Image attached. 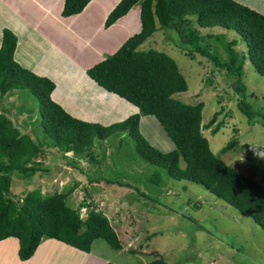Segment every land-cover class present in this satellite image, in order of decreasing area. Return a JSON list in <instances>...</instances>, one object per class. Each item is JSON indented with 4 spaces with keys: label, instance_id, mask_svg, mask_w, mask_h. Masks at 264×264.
<instances>
[{
    "label": "trees",
    "instance_id": "obj_1",
    "mask_svg": "<svg viewBox=\"0 0 264 264\" xmlns=\"http://www.w3.org/2000/svg\"><path fill=\"white\" fill-rule=\"evenodd\" d=\"M90 1L66 0L62 14H78ZM135 5L141 10V30L114 54L87 70L100 87L139 109L138 113L110 125L86 121L68 112L53 97L55 81L21 65L15 59L17 36L9 28L3 30L0 92L27 91L37 99L40 127L48 140L22 132L13 119L0 111V240L18 238L19 256L24 261L33 256L44 238H56L86 252L91 251L97 239H104L115 250L123 248L109 217L95 208L93 201L82 202L81 206L90 207L84 219L81 206L69 205V191L50 195L35 189L28 191L23 199L11 194L14 173L29 179L51 169L37 160L44 147L94 157L92 151L98 140L119 133L138 138L136 150L145 162L155 166L153 176L158 180L163 173L171 179L203 184L264 230V184L214 153L203 132L205 127L210 128L203 123L205 104H190L178 97L188 90L189 84L177 61L165 51L141 48L155 33L164 30L171 33V39H180L178 45L192 58L196 51L211 58L224 79L230 82L237 106L248 123L264 125V114L249 102L250 95L242 79L248 58L264 76V14L236 0H120L108 15L105 27L109 28ZM200 28L225 31L202 33ZM228 32H234L232 39L227 38ZM240 42L247 43L248 54L245 49L236 50ZM218 48L225 50L227 58L222 57ZM143 115H154L160 120L176 144L175 149L161 151L143 136L140 132ZM218 115L215 113L209 123H214ZM218 128L219 124L212 130L217 132ZM236 145L238 141L233 139L222 152ZM148 264L168 263L156 258Z\"/></svg>",
    "mask_w": 264,
    "mask_h": 264
},
{
    "label": "rangeland",
    "instance_id": "obj_2",
    "mask_svg": "<svg viewBox=\"0 0 264 264\" xmlns=\"http://www.w3.org/2000/svg\"><path fill=\"white\" fill-rule=\"evenodd\" d=\"M7 1L9 9L20 6L18 2L22 3L24 24L37 26L46 18H42L41 21L35 18L34 11L38 8L32 0ZM5 12L8 11L0 13V24L2 22L10 28V25L5 23L8 16ZM119 21L128 25L134 22L135 25L127 32H130V35L138 33L142 27L139 5H135ZM88 25L91 29L92 22L82 27L88 29ZM44 27L45 30H50L51 36L64 42L63 48L66 47V52H62L44 44L40 50L46 53L40 57L37 54L36 57V60L39 57L40 64L43 63L39 65L43 66V72L51 76L47 77L55 78L57 90L53 97L56 101L70 113L73 112L81 118L82 111L88 110L89 119L101 124L124 118L135 111V107L130 103L118 99L97 83L92 82L89 86L91 83L87 81L89 75L84 74L85 72L80 70L74 63L75 60L71 58L77 52L75 57L80 59L81 46H84V43L72 35L70 38L64 27L52 26L51 29L47 25ZM117 28L107 31L113 33L112 36L115 37L118 34V31L114 33ZM200 29L202 33L225 31L221 28ZM233 33L228 32L227 38L232 39ZM101 35H104V32ZM2 36L3 31H0V41ZM169 36L171 33L160 30L141 48L165 51L177 61L189 84L188 90L180 93L178 97L190 104L199 102L205 104L203 123L209 124L210 128L205 127L203 132L209 139L214 153L221 155L229 164L252 179L264 184V159L254 157L251 149L256 147L264 151V125L248 123L246 115L237 106V96L230 82L224 79L211 58L199 51H196L195 58H192L181 45H178L180 39H171ZM24 38L28 41L36 39L31 33L26 34ZM21 40L23 41L22 37ZM98 47L99 53L92 52L93 58L101 59L99 56L104 55L105 50L100 43ZM30 48L38 49L35 44L27 46V50ZM235 48L239 51L245 49L248 54L245 42H240ZM24 49L22 50L19 44L20 54L27 59L30 52ZM218 50L222 52L223 58H227L223 48ZM242 79L250 95L249 102L254 109L264 114V76L257 71L250 58L246 60ZM80 85L83 89L79 87ZM74 86L81 89L76 94L72 91ZM87 96H91V99L86 100ZM76 99L88 104H92V99H96L94 105L97 104V107L92 106L96 110L87 105L85 109L79 107L78 112L73 109L71 112L72 102L75 104ZM0 111L13 119L22 132L29 133L33 138H37V135L44 136L40 127L38 101L27 91H1ZM215 113H219L217 119L214 123H209ZM218 124L219 130L214 132L212 129ZM140 132L161 151L168 152L176 148V144L154 115L141 116ZM233 139H237L238 145L227 152H222ZM41 140L48 141L44 137ZM137 141L138 138L132 137L130 133H119L111 138L98 140L92 151L94 157L44 147L43 154L37 160L42 161L44 167L48 166L51 169L48 172H38L29 179L14 173L11 194L19 195L23 199L28 191L35 189L50 195L60 191H73L68 198V200L72 198V201L68 203L77 208L85 199L86 202L93 201L87 198L89 192L95 197L93 202L97 209L102 207V200L99 198L101 195L107 200V206L100 210L112 221L124 247L115 250L105 240L97 239L92 249L99 255L109 257L114 263L147 264L156 258H163L168 264H264V230L259 224L216 196L203 184L171 179L163 173L158 180L153 176L152 168L155 166L145 162L136 150ZM182 164L184 165V162ZM89 208L80 207L84 219L89 215ZM57 259L65 262L63 258Z\"/></svg>",
    "mask_w": 264,
    "mask_h": 264
},
{
    "label": "crops",
    "instance_id": "obj_3",
    "mask_svg": "<svg viewBox=\"0 0 264 264\" xmlns=\"http://www.w3.org/2000/svg\"><path fill=\"white\" fill-rule=\"evenodd\" d=\"M32 1L36 4L38 8L34 11L35 18L41 21L42 18L46 17L42 21L41 24L39 23L37 26H34V24H31V25L24 24V21H25L23 19L24 15H22L21 13L22 3L18 2L20 6L9 9V6H8L9 2L7 0H0V13L3 11H8V12H5L8 14L7 18H5L4 16L3 17L6 19L5 23L10 25V28H9V27H6L5 24L1 22L0 31L2 32L4 28H9L15 33V35L18 38L17 48L15 51V59L21 65L31 69L32 71H34L35 73L39 75L51 77L50 75H47L46 73L43 72V66H39V65H43V63L40 64L39 57L42 56V54L46 53V51L40 50V48H42L41 46H43L44 44H47L50 47L52 46L54 49L60 50L62 52H66V47L65 48L62 47L64 45L63 44L64 42L51 36L50 30H45L46 27H44V25H47L50 29L52 28V26H55V27L58 26L59 28L64 27L65 31H67L70 38H72L71 37L72 35L74 36L73 38H76L78 41L84 43L83 44L84 46H81V56H80L81 60L75 57V55L77 54L76 51H75L76 54L72 56L71 58L75 60L74 63L79 67L80 70L84 71L85 72L84 74L86 75H87L86 70L89 67L94 66L99 61L105 59L107 56L111 55L112 52H116L120 48V46L124 43L125 39L133 35V34L130 35V32H127V30L132 29L130 27L135 25V23L133 22L129 25L126 23L122 24L119 21L121 18L117 22H115L113 25H111L109 28L105 27V21L108 15L115 8V6L120 2V0H92L81 13L71 15V16H64L62 14L65 0H32ZM236 1L264 14V0H236ZM135 14H137V11H135ZM34 16H33V20H34ZM140 16H141V10H140ZM91 22H92L91 29L89 28L90 25H88V29H84L82 27L83 25L91 24ZM30 28L31 30L29 31ZM113 28H117L116 31H114V33L118 31V34L115 37L112 36L113 33H108V31L113 30ZM102 32H104V35H101ZM30 33L32 34L33 37H36L35 40L33 39L31 41H28L27 38H24L26 34H30ZM21 37L23 38V41L21 40ZM99 43L103 46V50H105L104 52L105 54L99 56L101 57V59L93 58L94 55L92 52L99 53L98 51ZM19 44L22 50L26 46V49L24 50L30 52V55L27 59L23 57L22 53L20 54V51L18 50ZM31 44H35V46H37L38 49L34 48L33 50H31L30 48V50H27V46H30ZM1 45H2V40L0 41V47ZM37 54H39V57L36 60ZM59 69H60V66H59ZM89 77L90 76L87 77V81L91 82L89 85L91 86L92 82H95V81L91 77L90 78L93 81L90 80ZM54 79L55 78H53V80ZM56 88L54 90L55 92L57 90ZM55 92H53V95ZM73 104L74 103L72 102V105ZM134 112L135 113L139 112V109L135 107ZM73 116L78 117L76 115H73ZM80 119H83V118H80ZM83 120L96 122V121L87 120V119H83ZM123 120L124 119L122 118V120L120 119L118 121L110 122L108 124H104V123L103 124L110 125L112 123L123 121ZM95 196H97V193L95 194ZM87 198H90L91 200L95 201L94 195H92L91 193L89 194V192H88ZM99 198L100 200H102L101 202L102 207L99 208L98 206V208L104 210L107 206L106 204L107 200L104 199L101 195H99ZM103 200H104V203H103ZM71 201H72V198L71 200H68V202L70 203ZM118 235L120 236L119 233ZM19 245H20L19 239L16 237H9L4 240H0V247L2 248V253H0V264H109V262H111L109 257L99 255L97 252H94L93 249H91L90 252H86L70 244H67L63 241H60L56 238H44L41 241L35 253L33 254V256L29 258L28 260L24 261L19 256ZM123 247H124V244H123ZM81 256H85V258H80ZM57 258H63L65 262L63 261L60 262Z\"/></svg>",
    "mask_w": 264,
    "mask_h": 264
},
{
    "label": "bare ground",
    "instance_id": "obj_4",
    "mask_svg": "<svg viewBox=\"0 0 264 264\" xmlns=\"http://www.w3.org/2000/svg\"><path fill=\"white\" fill-rule=\"evenodd\" d=\"M75 88L72 90L73 91V93L74 94H76V93H78L80 90H79V87H82V89H83V86L82 85H80L79 87H77V86H74ZM85 89V88H84ZM87 89V88H86ZM83 92H85V91H83ZM89 97V98H88ZM86 100H90L91 99V96H87V98H85ZM78 100H80V99H76L75 100V104L74 105H72L71 106V112H72V109L75 111V112H78L79 110H77V109H79V107H82V108H84V107H86L87 105H89L90 107H91V109H94V110H96V108H92V106H96L97 107V104L96 105H94L95 103H96V99H92V104H88V103H86V102H79ZM76 101H78V107H77V104H76ZM125 102V101H124ZM81 103V104H80ZM83 103V104H82ZM128 103V102H127ZM81 105V106H80ZM89 106H88V108H89ZM75 107H76V109H75ZM73 113V112H72ZM82 118L83 119H87V120H91V119H89V111L88 110H84V111H82ZM73 115H75L74 113H73ZM95 119V118H94Z\"/></svg>",
    "mask_w": 264,
    "mask_h": 264
},
{
    "label": "clouds",
    "instance_id": "obj_5",
    "mask_svg": "<svg viewBox=\"0 0 264 264\" xmlns=\"http://www.w3.org/2000/svg\"><path fill=\"white\" fill-rule=\"evenodd\" d=\"M138 113V112H137ZM133 115V114H132ZM131 116V115H130ZM128 118V117H127ZM125 120V119H124ZM91 122V121H90ZM252 152H253V156L256 157L257 159H264V151L256 148V147H252ZM86 207V206H85ZM81 211V209H80ZM82 216V214H81ZM84 217V216H82Z\"/></svg>",
    "mask_w": 264,
    "mask_h": 264
}]
</instances>
